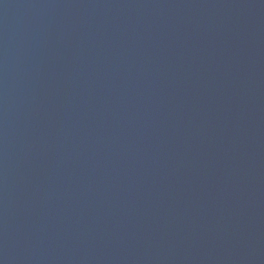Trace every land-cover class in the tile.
<instances>
[{"label": "water", "instance_id": "1", "mask_svg": "<svg viewBox=\"0 0 264 264\" xmlns=\"http://www.w3.org/2000/svg\"><path fill=\"white\" fill-rule=\"evenodd\" d=\"M0 264H264V0H0Z\"/></svg>", "mask_w": 264, "mask_h": 264}]
</instances>
